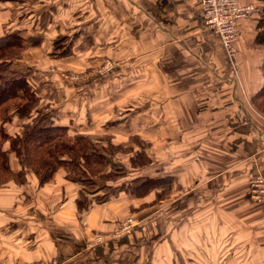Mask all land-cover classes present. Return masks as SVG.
<instances>
[{
	"label": "crops",
	"instance_id": "crops-1",
	"mask_svg": "<svg viewBox=\"0 0 264 264\" xmlns=\"http://www.w3.org/2000/svg\"><path fill=\"white\" fill-rule=\"evenodd\" d=\"M8 2L0 0V36L21 30L30 40L14 69H34L29 83L39 99L37 109L54 110L71 135L90 132L79 131L80 123L72 128L76 119L71 113L58 114L64 105L56 102L52 88L58 83L38 80V67L88 69L97 45L100 55L118 62L117 98L122 101L125 88L131 90L125 101L136 104L134 127L153 136L149 151H162L163 171L153 179L161 178L163 185L145 197L118 192L79 212L80 186L67 181L64 170L41 187L27 172L23 184L9 181L0 188V261L163 264L173 250L179 249L180 258L181 252L187 255L189 243L199 257L197 248L206 239L217 251L213 262L223 248L228 264H264V206L250 198L251 181L264 177V130L255 106L264 86V44L259 41L264 0H242L255 12L240 23L233 57L206 26L202 0H38L51 13L62 7L67 23L72 17L77 24L71 30L66 25L67 36L82 40V53L76 54L73 41L67 57L54 59L50 44L64 35L55 25L59 11L32 32L20 15L10 17ZM31 51H38L39 65L24 56ZM81 54L90 58H78ZM17 122L14 133L20 131ZM10 167L21 169L13 155ZM134 179L123 177L116 185ZM160 190L178 200L158 201L162 225L144 224L157 212L149 204ZM129 218L135 222L132 232L116 237L119 224ZM96 237L102 238L98 244Z\"/></svg>",
	"mask_w": 264,
	"mask_h": 264
},
{
	"label": "trees",
	"instance_id": "trees-1",
	"mask_svg": "<svg viewBox=\"0 0 264 264\" xmlns=\"http://www.w3.org/2000/svg\"><path fill=\"white\" fill-rule=\"evenodd\" d=\"M260 26L263 32L259 34V41L264 44V16ZM21 34V30H14L0 36V186L9 181L23 184L26 173L32 172L41 187L52 179L56 171L62 169L67 181L81 187L76 200L79 212L87 211L93 203L107 202L118 192L143 197L160 186L162 180L155 182L149 177L130 182L128 188L121 183L116 185L114 179L123 174L114 153L115 150L121 151L120 146L109 143L103 147L102 141L93 140L88 135H71L69 128L58 122L54 110L37 109L39 99L29 83L30 71L14 69V62L19 59L25 45L30 43ZM65 39L61 37L55 41L51 55H69L70 46H59ZM255 106L264 113V86L256 97ZM17 121L21 122L20 131L9 134L6 126ZM11 155L21 167L18 172L10 167ZM133 184L137 185L132 188ZM88 187L92 189L88 191L91 199L82 195Z\"/></svg>",
	"mask_w": 264,
	"mask_h": 264
},
{
	"label": "rangeland",
	"instance_id": "rangeland-1",
	"mask_svg": "<svg viewBox=\"0 0 264 264\" xmlns=\"http://www.w3.org/2000/svg\"><path fill=\"white\" fill-rule=\"evenodd\" d=\"M6 1H9L8 7L6 8L9 9L10 11V17H17L20 15L21 23L22 21H24L26 24V26L24 25L22 26L26 27V29L32 32H36V31L39 32L40 30L38 31V29L46 25L48 16L51 19V14L56 15V12L59 11V14L61 16L59 18V21L56 22L58 24L55 25L58 26L59 30H64L63 31L64 35L58 36L50 44L52 52L54 51L55 41L61 37H65L66 38L65 41L60 42L59 46L61 47L70 46L69 48L71 50V45L73 41H75L74 48L76 54L82 53L83 47L80 48L78 47V45L82 44V40L79 39L78 41L76 37L72 39L73 36L72 37L67 36L68 34L70 35V31L66 30L68 29L67 26L70 29L72 28V26L73 27L77 26V24L76 25L74 24L72 17L69 19V23H67L68 19L66 17V12L62 14L63 11L62 7L56 8V11L55 12L53 11V13H51L49 5L43 7L40 4H38V0H6ZM42 14L44 15V17H42V23H41L40 21L38 22V20H40V18L38 19V16L40 15L42 16ZM94 49L95 51H92L91 53L92 64L88 69H84L81 71H69L66 69L60 70L53 68L54 64L52 63L50 65V68L40 65V67H38V69L41 68L38 71V80L52 79L53 81H51V83L52 82L58 83V87H52L56 95V102L59 103L60 105L64 104L61 105V109H63V111L59 112L58 114L67 111V113H71L72 115H74V118L76 120L73 122L74 124L72 125V128L75 129V127L77 126L76 124L80 123L81 127L79 128V131H83V132L90 131L88 134H84V135L90 136L93 140L98 139L99 141H102L103 144L101 145L103 147H106L107 144L109 143L114 146H120L121 151L117 152L115 150L114 153L117 156L116 163H118V165H120L123 168V170L120 171L123 174H121L122 178L120 176L119 178L114 179V182L116 180L115 184L116 183L118 184V181L123 179V177L134 178V176H136L137 179H141L146 177L154 178L153 176L161 175L162 174L161 172L163 171L162 151L161 150H158L156 152L152 150L149 151V149H151L152 147V142H149L148 140H152L153 136L147 135L145 130L143 129L139 130L136 129V127H134L137 120V114L136 111L132 112L131 110L132 108H134L136 104L125 101V99L127 100L129 98L126 95L131 94V90L129 88H128L129 90L125 88L126 92L123 93L122 101L119 98H117L118 97L117 95H120V91L117 90L120 88H116L115 85V74H116V69L118 68V62L114 58L100 55L97 52L98 50L97 45L94 46ZM60 50L61 49L57 51L59 52ZM36 53L31 51L28 56L27 55L24 56L36 60L38 56V51ZM89 56L90 55H85V56L82 54L77 55L78 58H85V57L90 58ZM51 57L52 59L63 58V56L56 57L54 55H51ZM19 58L20 59L22 58V52L20 53ZM36 61L38 62L39 65L40 62L38 61V59ZM62 66H65V63H63ZM33 70L34 69L31 67L28 70L30 71V77L33 75ZM117 91L119 94H117ZM143 105H145L146 107V104ZM256 112L258 114H262V115L264 114L259 110H257ZM17 124L18 122H14L13 124L6 126V131L8 133L13 134L18 129L16 128V126L18 127ZM159 141H161V139ZM122 150H125V152L128 153L122 152ZM132 166L135 167L133 168ZM155 180H156L155 182H157V181H161L162 179L160 178ZM159 183L161 185L158 187H162L163 180ZM4 185L5 184L1 185L0 188L3 187ZM127 185L125 187H127ZM136 185L137 184L135 185L133 184L131 187L133 188ZM91 190L92 189L88 187L85 193L82 194L83 197H87L88 199H91L90 198L91 196L88 194V191ZM154 190H156V188ZM114 194L115 193H113V195ZM100 195L101 193H99V196ZM171 198L172 200L175 201L178 200L177 198H175V196L174 197L169 196L168 198H165L163 191L160 190L159 194L155 198L154 203L152 202L149 204L151 207H154V210H157V212H155V214L153 215L154 217L151 216L152 219H147L146 221H144V224H146L147 221H150L152 222V225L153 224L162 225V223H164L163 214L161 211H159V209H162L161 207L162 204H159L158 201L159 200L162 201L165 199L169 200ZM144 214L147 215V213ZM178 221H180L179 216H178ZM149 226H151V223ZM161 232L164 233L163 230L159 231L158 238H161L163 236ZM197 250L199 253V257L196 255L195 245L189 243L187 255L181 252L182 257L180 258L179 249L177 250L176 253L175 250H173L171 251L173 252L171 256L168 257L169 258L168 263H163V264H228L225 254L226 250H224L223 248L219 249L220 251L219 260L217 261V259L215 258L216 261L215 262L212 261L213 257L211 255L216 254L217 251L213 253L211 242L206 241V239H205V243H203V246L197 248Z\"/></svg>",
	"mask_w": 264,
	"mask_h": 264
},
{
	"label": "built area",
	"instance_id": "built-area-1",
	"mask_svg": "<svg viewBox=\"0 0 264 264\" xmlns=\"http://www.w3.org/2000/svg\"><path fill=\"white\" fill-rule=\"evenodd\" d=\"M203 17L206 26L213 30L220 37L223 46L230 57L234 56L235 44L240 38V23L250 18L255 12L252 5H243L242 0H202ZM258 114V113H257ZM264 130V115L258 114ZM250 198L257 204L264 206V177H255L250 184ZM135 227L133 219H127L118 226L116 237L130 234ZM102 241L96 237L95 244ZM0 264H24L22 262L7 263L0 261ZM45 264H58L52 261Z\"/></svg>",
	"mask_w": 264,
	"mask_h": 264
}]
</instances>
